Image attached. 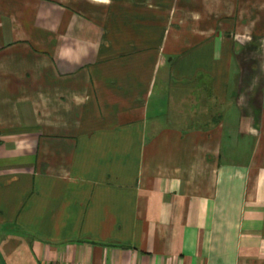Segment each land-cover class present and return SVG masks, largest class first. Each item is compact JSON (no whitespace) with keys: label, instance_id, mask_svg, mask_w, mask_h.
<instances>
[{"label":"crops","instance_id":"obj_1","mask_svg":"<svg viewBox=\"0 0 264 264\" xmlns=\"http://www.w3.org/2000/svg\"><path fill=\"white\" fill-rule=\"evenodd\" d=\"M0 264H264V0H0Z\"/></svg>","mask_w":264,"mask_h":264}]
</instances>
